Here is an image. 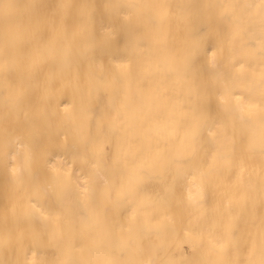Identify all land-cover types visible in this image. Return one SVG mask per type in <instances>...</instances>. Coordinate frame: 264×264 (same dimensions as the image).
Listing matches in <instances>:
<instances>
[{"label": "bare ground", "instance_id": "obj_1", "mask_svg": "<svg viewBox=\"0 0 264 264\" xmlns=\"http://www.w3.org/2000/svg\"><path fill=\"white\" fill-rule=\"evenodd\" d=\"M235 256L264 264V0H0V264Z\"/></svg>", "mask_w": 264, "mask_h": 264}, {"label": "rangeland", "instance_id": "obj_2", "mask_svg": "<svg viewBox=\"0 0 264 264\" xmlns=\"http://www.w3.org/2000/svg\"><path fill=\"white\" fill-rule=\"evenodd\" d=\"M250 206H248L247 208H249ZM259 215V213H257ZM245 228L244 226H240L239 230L240 232H242V229ZM241 236V235H240ZM243 238V236H241ZM240 238V237H239ZM241 239V238H240ZM245 245V246H244ZM248 246V247H247ZM249 244H247L243 239L238 241V248L240 250V255L241 253L244 251L246 252L247 250H249ZM238 250V249H237ZM238 250V251H239ZM235 259H233L234 261L232 262V264H240L238 263V261L236 260L237 256L234 257Z\"/></svg>", "mask_w": 264, "mask_h": 264}]
</instances>
